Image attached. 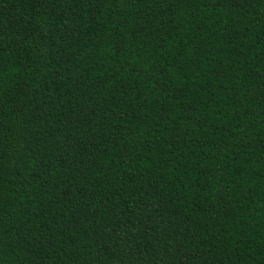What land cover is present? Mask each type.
<instances>
[{"label": "trees", "instance_id": "obj_1", "mask_svg": "<svg viewBox=\"0 0 264 264\" xmlns=\"http://www.w3.org/2000/svg\"><path fill=\"white\" fill-rule=\"evenodd\" d=\"M0 264H264V0H0Z\"/></svg>", "mask_w": 264, "mask_h": 264}]
</instances>
